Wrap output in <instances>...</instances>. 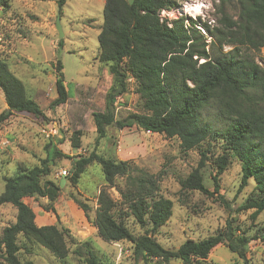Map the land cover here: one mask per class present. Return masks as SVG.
I'll list each match as a JSON object with an SVG mask.
<instances>
[{
  "label": "trees",
  "instance_id": "1",
  "mask_svg": "<svg viewBox=\"0 0 264 264\" xmlns=\"http://www.w3.org/2000/svg\"><path fill=\"white\" fill-rule=\"evenodd\" d=\"M182 1L185 0H106L98 58L108 64L113 82L106 94L105 111L93 114L96 143L107 136L109 126L118 129L136 126L143 131L178 137L182 151L198 148L201 156L199 166L180 181L187 192L212 194L201 172L207 161H211L216 172L218 191L219 176L237 160L242 174L240 190L252 182L254 194L236 210L252 209L253 217H257L264 211V67L240 50L245 47L260 51L264 47V0H219L221 25L213 28L206 25L212 37L209 41L192 18L169 19L161 15ZM57 2L61 11L66 0ZM9 5V0H0V9ZM234 6L238 9L235 16L228 12ZM226 45L233 48L224 51ZM56 68L58 96L52 107L64 104L69 97L60 60ZM129 79L136 82L142 110L118 119L116 98L127 91ZM0 91L7 103V109L0 113V124L14 112L43 116L40 104L28 96L23 81L3 59H0ZM73 146L81 145L73 141ZM49 147L47 157L39 164H20L14 174L3 177L5 187L0 194V206L12 204L17 216L0 235V264H26L20 257L23 248L20 236L23 244L41 245L59 259L68 256L66 229L55 222L39 223L28 202L33 197L53 200L62 192L61 181L48 176L56 159L65 154L55 145ZM93 163L100 165L107 186L115 187L121 194V199L116 200L103 188L97 196L94 223L103 240L130 241L137 261L178 260L181 264H208L213 248L226 243L243 264H250L246 252L250 237L232 224V218H228L224 230L214 235L187 239L177 249L164 247L155 233L172 216L174 203L160 193L156 175L137 170L127 160L94 150L88 155H77L69 175L64 177L77 185ZM120 178L124 186L118 184ZM220 198L231 208L223 195ZM76 201L88 209L86 203ZM130 217L144 228L143 233L131 229L127 224ZM86 246L87 262L102 264L91 246L88 243Z\"/></svg>",
  "mask_w": 264,
  "mask_h": 264
},
{
  "label": "rangeland",
  "instance_id": "2",
  "mask_svg": "<svg viewBox=\"0 0 264 264\" xmlns=\"http://www.w3.org/2000/svg\"><path fill=\"white\" fill-rule=\"evenodd\" d=\"M57 1L9 0L10 5L0 9V59L8 63L23 81L28 96L43 110L41 117L14 112L0 124V140L7 141L0 150V194L5 187L4 176L14 174L20 164H39L47 157L51 144L65 154L56 159L48 176L61 183L65 179L60 196L53 200L33 197L28 202L37 213L39 223L55 222L66 229L68 256L59 259L41 245L23 244L20 236L23 246L20 257L24 263L89 264L88 243L102 264H181L178 260L168 263L157 259L149 263L137 261L130 241L108 242L99 236L94 223L99 191L106 188L116 200L121 199L120 192L107 186L97 163L87 167L77 185L60 173L63 169L71 171L77 155H88L95 150L105 156L127 160L137 170L156 175L160 193L174 203L172 216L155 233L164 247L177 249L187 239L200 240L214 235L224 230L228 218H232V224L250 237L246 246L250 264H264V211L253 217L252 209L236 210L254 194L252 182L240 190L239 161L233 160L219 176L218 191L214 179L216 172L211 161H207L201 172L212 194L198 190L187 192L180 181L199 166L201 156L198 148L187 153L182 151L178 137L143 131L136 126L123 129L109 126L107 136L97 145L93 114L105 111L106 94L113 82L108 64L98 58L106 0H66L61 11ZM218 3L219 0H185L161 15L169 19L192 18L209 41L212 37L206 25L212 28L221 25ZM237 10L236 6L228 8L234 16ZM59 12L62 37L56 28ZM187 23L190 20L187 19ZM232 48L226 45L223 49ZM240 53L254 57L264 67V47L260 51L242 47ZM59 60L69 97L64 104L52 107V101L58 96L56 67ZM6 109L7 103L0 91V113ZM141 110L136 82L129 79L127 91L116 98V118L123 119ZM52 124L57 126L58 133L47 137L42 129H49ZM73 141H79L81 146L75 148ZM117 180L124 186L123 179ZM222 195L231 208L220 198ZM76 199L86 203L88 209L80 207ZM16 216L17 209L12 204L0 206V235L5 226L16 221ZM127 224L136 233L144 231L132 217L127 219ZM207 263L243 264V260L226 243H220L209 254Z\"/></svg>",
  "mask_w": 264,
  "mask_h": 264
},
{
  "label": "built area",
  "instance_id": "3",
  "mask_svg": "<svg viewBox=\"0 0 264 264\" xmlns=\"http://www.w3.org/2000/svg\"><path fill=\"white\" fill-rule=\"evenodd\" d=\"M56 125L52 124V126L49 129H42V131L47 135V137L55 136L58 133V130L56 129ZM150 132V131H149ZM7 144V141L0 140V150ZM63 176L69 175V171L66 169H63L60 172Z\"/></svg>",
  "mask_w": 264,
  "mask_h": 264
},
{
  "label": "water",
  "instance_id": "4",
  "mask_svg": "<svg viewBox=\"0 0 264 264\" xmlns=\"http://www.w3.org/2000/svg\"><path fill=\"white\" fill-rule=\"evenodd\" d=\"M60 19H61V14L58 13L57 17H56V28L59 32V36L62 37L64 35V32H63V29H62V25H61V22H60ZM64 180L62 181V184L64 183Z\"/></svg>",
  "mask_w": 264,
  "mask_h": 264
}]
</instances>
